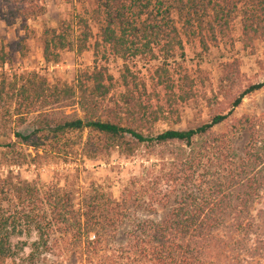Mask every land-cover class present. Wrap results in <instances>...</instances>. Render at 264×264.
I'll list each match as a JSON object with an SVG mask.
<instances>
[{"label":"trees","instance_id":"trees-1","mask_svg":"<svg viewBox=\"0 0 264 264\" xmlns=\"http://www.w3.org/2000/svg\"><path fill=\"white\" fill-rule=\"evenodd\" d=\"M89 5L75 20L45 30V63L58 64L63 52L87 51L94 24L96 49L124 61H160L163 98L155 99L127 66L117 94L115 78L96 65L72 84L52 83L36 72L20 83L4 81L0 105L10 104L8 112L13 109L22 125L24 116L36 114L30 134H15L35 149L47 143L49 152L66 159L90 160L115 152L131 159L144 149L147 161H155L129 178L119 199L94 187L44 189L11 175L0 178V262L14 256L13 238L35 234L34 251L58 252L72 264H264V210H255L264 198V114L233 118L264 82L249 81L234 59L223 65L215 97L227 107L210 108L208 120L196 113L184 129L155 131L163 121L181 125L177 105L195 101L189 74L175 80L170 72L184 38L198 40L208 53L223 41L233 43L239 22L242 49L254 52L264 43V0ZM44 12L40 0H0L1 21L27 33L28 22ZM229 121L227 133L215 131ZM160 210L164 217H154Z\"/></svg>","mask_w":264,"mask_h":264},{"label":"rangeland","instance_id":"rangeland-1","mask_svg":"<svg viewBox=\"0 0 264 264\" xmlns=\"http://www.w3.org/2000/svg\"><path fill=\"white\" fill-rule=\"evenodd\" d=\"M45 7L43 15L28 22L29 32L23 31L19 25L7 26L0 19V86L5 81L20 83L28 74L36 72L52 83L72 84L82 72L90 71L96 65L106 67L115 78L117 94L121 92L119 79L127 66L138 77L140 84H146L149 93L154 98H163V88L159 83L158 73H163L159 60L142 57L124 61L113 55L107 48L96 49L97 28L92 24L94 38L87 51L82 54L63 52L58 64H47L43 57V34L45 30L57 28L65 21H73L85 10L90 9L89 0H40ZM241 27L235 25L234 42L223 41L218 47H213L204 53L199 41L194 38H184V50L178 53V58L170 65L173 79L186 71L194 82L195 101L179 103L177 110L182 118L181 125L163 121L157 124L155 131L167 129H184L194 119L196 113L203 120L210 117V108L228 106L223 97L215 100L219 88V79L224 64L238 59L242 73L254 83L264 82V43H259L254 52L244 51L239 42ZM182 66V69L180 68ZM211 104V107L209 106ZM0 105V178L11 175L18 179H26L47 189L49 186L68 187L73 190H87L91 187L111 192L116 199L121 197L123 189L130 177H135L139 168H146L155 159L147 161L146 151L141 149L136 157L125 159L119 153H112L104 159H84L64 157L59 153L49 152L47 143L44 147L35 149L23 144L15 136L16 133L28 135L33 131L36 114L26 115L22 125L13 109ZM71 110H68L70 113ZM264 114V88L248 97L236 109L233 118L245 115L262 116ZM231 122L216 128L218 133H227ZM87 134L84 135L86 139ZM246 138V135L243 134ZM14 145V146H13ZM12 146V147H11ZM157 168H160L158 166ZM256 211L264 210V198L255 207ZM165 211L160 210L157 218H162ZM37 240L35 234L13 238L11 259L0 264H72L69 256L58 252L47 253V249L34 251L33 244Z\"/></svg>","mask_w":264,"mask_h":264}]
</instances>
